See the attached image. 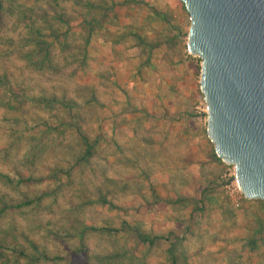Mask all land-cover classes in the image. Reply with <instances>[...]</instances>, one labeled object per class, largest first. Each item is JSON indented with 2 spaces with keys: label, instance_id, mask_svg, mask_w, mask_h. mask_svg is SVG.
Returning <instances> with one entry per match:
<instances>
[{
  "label": "rangeland",
  "instance_id": "374dc122",
  "mask_svg": "<svg viewBox=\"0 0 264 264\" xmlns=\"http://www.w3.org/2000/svg\"><path fill=\"white\" fill-rule=\"evenodd\" d=\"M88 1L94 7H85ZM14 2L38 10L35 27L65 32L51 0ZM57 2L73 45L87 35L82 19L93 20L83 61L65 67L56 50L57 73L28 67L14 51L4 57L2 37L22 44L32 21L18 22L16 11L0 21V77L6 71L11 84L0 85V173L42 179H0V229L27 254L63 257L37 264H264V202L246 200L234 177L228 188L219 181L234 167L218 164L213 192L176 167L173 144L159 142L181 124L171 108L158 111L178 102L174 79L181 75L196 95L186 105L193 135L206 130V116L195 110L204 103L201 60L188 54L190 20L181 1ZM170 31L169 61L149 37L159 42ZM64 98L74 107L53 100ZM207 146L215 155L209 140ZM2 253L0 264H36Z\"/></svg>",
  "mask_w": 264,
  "mask_h": 264
},
{
  "label": "water",
  "instance_id": "95a60500",
  "mask_svg": "<svg viewBox=\"0 0 264 264\" xmlns=\"http://www.w3.org/2000/svg\"><path fill=\"white\" fill-rule=\"evenodd\" d=\"M201 60L206 136L239 192L264 202V0H180Z\"/></svg>",
  "mask_w": 264,
  "mask_h": 264
},
{
  "label": "trees",
  "instance_id": "16d2710c",
  "mask_svg": "<svg viewBox=\"0 0 264 264\" xmlns=\"http://www.w3.org/2000/svg\"><path fill=\"white\" fill-rule=\"evenodd\" d=\"M55 5L54 8L56 9L51 15L59 20L61 25L63 24L65 26V32L60 33L57 29L52 28L47 29V28H39L34 26V22H36L37 18H35V15L37 13V9L35 7H23L21 5L15 4L14 0H5V2H2L0 0V21L1 25H4L3 19L6 17L8 14L11 15L13 14L14 11L17 12L18 15V22L25 21L27 19L31 20L30 24H28L24 31V35L21 38L19 42H22V44L14 46L11 44L10 39H6L3 36L2 39L4 41V47H5V53L4 57L9 55L10 51L17 52L21 59L26 63L28 67L34 68L36 71L41 72L45 71L47 69V72H52V73H57L60 71L57 69L54 65H51L52 59L56 55V50H58L57 54H65V61L66 64L64 65L66 67L67 63L72 64V62L76 61L78 64L83 61L82 59L84 58V55L87 51V46H88V40L90 33H92V26L91 23H93L92 19L84 18L82 19L80 23V29L86 31L87 35L84 37L83 40V45H73L74 40L70 42L68 38L66 37L71 28H69V25L71 24L70 22L64 20V14L58 13V8H59V3L57 0H51ZM94 3L92 2H86L85 7L91 8L94 7ZM20 6V7H19ZM90 15V11H88V16ZM48 15L44 14V18H46ZM45 20V19H43ZM4 27H2L3 29ZM1 33V32H0ZM57 33V35H55ZM59 37H63L64 41L63 43L57 44L59 41ZM47 39L51 40L49 43H47ZM70 42V43H69ZM69 60V61H68ZM7 72H3L1 77H0V85L2 86H7L8 88L11 87L10 81L7 79ZM14 82V80H12ZM55 102L60 104L62 107L68 106V107H74V104L67 100L66 98L64 99H53ZM45 101L46 100H41ZM70 116L75 120L76 115H74L72 112ZM84 141L87 142V139L84 138ZM88 156V153H87ZM17 179L16 181L14 177H11L10 175L0 173V179L4 180V182L8 185H23V184H33L40 182L42 179L33 177L32 175L28 176H22L21 174L17 173L16 174ZM29 202L24 203V205H28ZM17 237L14 235H7L3 230L0 229V250L2 251H8V252H13L16 253L17 256H21L24 258H27L31 260V262H35L36 264L38 262L42 261H49V262H60L63 260V257L61 255H53V257L42 253L38 256H33L30 254H27L23 249L18 247V242L16 241ZM2 251L0 252V258H5L3 255Z\"/></svg>",
  "mask_w": 264,
  "mask_h": 264
},
{
  "label": "crops",
  "instance_id": "0c3cea01",
  "mask_svg": "<svg viewBox=\"0 0 264 264\" xmlns=\"http://www.w3.org/2000/svg\"><path fill=\"white\" fill-rule=\"evenodd\" d=\"M161 26H163V24ZM166 26L167 24L163 27L165 30H167ZM149 38L154 40L153 46L159 49L158 52L160 53V51H162L163 53L164 51L167 55V59L170 61L174 55L170 46V43H172L173 40L172 31L167 32L162 39L158 40L159 42L155 41L157 38L155 34H153V37ZM186 80H188V77L184 75L176 78V80L174 79V81L179 82L174 89L175 98L178 102H167V105L161 104L158 109L159 114L162 115L163 106H167L166 110L171 108L172 112L176 115L175 119L179 118L181 124L174 127L172 132L169 131L168 136L165 137L164 135H158V138L159 142L160 140H167L173 144L172 147L175 151V164L177 168L183 172H187V174H194L198 184L202 185L204 189H210L214 192V189L211 188L216 187L217 179L215 180L216 175H213V171H218L220 169L218 164H222V162L216 157V155H211L210 148L207 146L208 138L206 136V130L204 136H202L201 133L198 138L193 135L194 131L191 125L192 119L188 116L190 109L186 105L191 97H195L196 99V95L194 91L186 89ZM180 82L182 85H180ZM215 192L219 191L215 190ZM220 198L222 199V197Z\"/></svg>",
  "mask_w": 264,
  "mask_h": 264
},
{
  "label": "built area",
  "instance_id": "2783aa9c",
  "mask_svg": "<svg viewBox=\"0 0 264 264\" xmlns=\"http://www.w3.org/2000/svg\"><path fill=\"white\" fill-rule=\"evenodd\" d=\"M195 110L198 114H201V115H204V117L206 116V105L203 103V104H200L198 106L195 107ZM234 170L231 172H224L223 174L220 175L219 177V181L221 184L225 185V187L228 188V185H230V182L229 180L231 178L234 177ZM235 178V177H234ZM237 185V184H236ZM236 188L238 189V187L236 186ZM239 191V190H238Z\"/></svg>",
  "mask_w": 264,
  "mask_h": 264
}]
</instances>
